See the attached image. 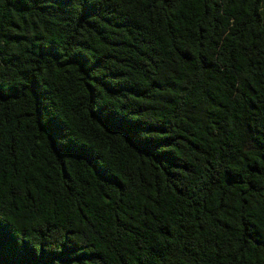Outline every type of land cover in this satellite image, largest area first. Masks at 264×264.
<instances>
[{
	"label": "trees",
	"instance_id": "16d2710c",
	"mask_svg": "<svg viewBox=\"0 0 264 264\" xmlns=\"http://www.w3.org/2000/svg\"><path fill=\"white\" fill-rule=\"evenodd\" d=\"M0 264H264V0H0Z\"/></svg>",
	"mask_w": 264,
	"mask_h": 264
}]
</instances>
